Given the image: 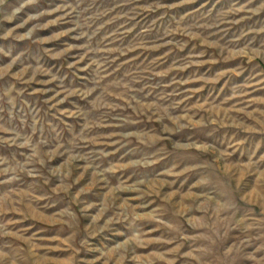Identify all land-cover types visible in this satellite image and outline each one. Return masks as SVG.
<instances>
[{
    "label": "rangeland",
    "instance_id": "1",
    "mask_svg": "<svg viewBox=\"0 0 264 264\" xmlns=\"http://www.w3.org/2000/svg\"><path fill=\"white\" fill-rule=\"evenodd\" d=\"M0 264H264V0H0Z\"/></svg>",
    "mask_w": 264,
    "mask_h": 264
}]
</instances>
